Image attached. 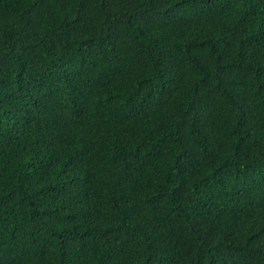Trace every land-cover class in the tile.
<instances>
[{
	"label": "trees",
	"instance_id": "obj_1",
	"mask_svg": "<svg viewBox=\"0 0 264 264\" xmlns=\"http://www.w3.org/2000/svg\"><path fill=\"white\" fill-rule=\"evenodd\" d=\"M0 264H264V0H0Z\"/></svg>",
	"mask_w": 264,
	"mask_h": 264
}]
</instances>
